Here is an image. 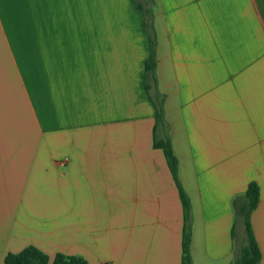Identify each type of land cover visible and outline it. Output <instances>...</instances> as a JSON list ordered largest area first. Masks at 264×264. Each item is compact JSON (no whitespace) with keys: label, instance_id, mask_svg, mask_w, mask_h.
Instances as JSON below:
<instances>
[{"label":"crops","instance_id":"0c3cea01","mask_svg":"<svg viewBox=\"0 0 264 264\" xmlns=\"http://www.w3.org/2000/svg\"><path fill=\"white\" fill-rule=\"evenodd\" d=\"M155 136L193 264H236L251 182L264 264V0H0V264H182Z\"/></svg>","mask_w":264,"mask_h":264},{"label":"trees","instance_id":"16d2710c","mask_svg":"<svg viewBox=\"0 0 264 264\" xmlns=\"http://www.w3.org/2000/svg\"><path fill=\"white\" fill-rule=\"evenodd\" d=\"M156 68V55L154 51L153 40H151L150 54L145 61V79L150 76ZM156 128L154 129V132ZM154 146L163 149L167 163L178 187L179 196L183 206L184 231L182 241V264H193L190 254L191 242V202L186 194L177 172L178 160L174 154L169 140H159L155 136ZM259 187L256 182H251L246 192L245 226L247 235V244L240 251L236 264H259L261 251L253 233L250 216L259 202ZM50 256L35 245H28L19 252H8L4 257V264H49ZM52 264H88L87 260L75 255H66L57 253Z\"/></svg>","mask_w":264,"mask_h":264}]
</instances>
